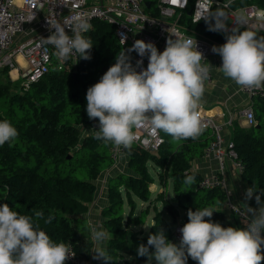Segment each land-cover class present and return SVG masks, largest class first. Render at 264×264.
Here are the masks:
<instances>
[{
	"label": "trees",
	"instance_id": "obj_1",
	"mask_svg": "<svg viewBox=\"0 0 264 264\" xmlns=\"http://www.w3.org/2000/svg\"><path fill=\"white\" fill-rule=\"evenodd\" d=\"M225 1H231V10L250 6L264 10V0H220L221 3ZM147 2L145 12L158 16L157 0H145ZM193 2L190 0L189 9ZM227 13L221 4L214 6L211 10L213 20L209 18L190 27L223 45L226 36L244 31L234 29L226 34L209 30L214 23L221 24ZM186 16L185 13L182 21L188 22ZM83 35L92 39L91 59L84 60L79 54L75 62L69 58L62 61L54 54L46 73L27 88L11 82L7 68L0 70V74L5 75L4 80L0 79V121H10L18 131L14 142L0 146V204H7L19 214L30 217L42 211L43 219L36 222L39 229L54 242L69 243L77 256L88 261L91 242L85 215L94 199L95 181L112 167V162L109 157L111 143L105 146L94 138L95 132L90 131L98 120H90L87 116L86 92L128 49L119 45L114 26L103 21H93L90 31ZM258 37H264V33ZM249 105L256 124L243 129L233 121L230 139L236 159L244 166L242 180L259 192L264 190V95L251 99ZM163 137L164 143L156 154L136 147L127 149L128 174H119L108 181L109 205L103 211V217L105 227L113 237L106 247L111 264H146V257L137 256V247L147 245L149 235L158 230L172 242V231L156 209L155 223L147 236L131 229L143 224L148 214L149 206L134 216L137 202L150 201L152 180L148 163L157 167L158 181L164 189L170 180L173 203L166 200L164 191L158 193L154 201L162 203L173 223L177 222L179 210L184 211V225L188 222L189 209L213 207V222L232 227L233 221L234 227L242 228L234 215L230 218L229 212L226 215L223 210L225 192L199 189L203 177L191 167L193 161L203 157L212 141L210 131L203 130L197 139L180 142L173 141L165 133ZM189 175L195 177L190 186L184 183ZM216 200L221 203L217 205ZM261 202L264 205V195ZM125 205L129 207L126 216ZM248 205L255 206V200ZM49 216L53 217L51 223H45ZM151 251L154 249L150 248ZM187 264L196 262L189 258Z\"/></svg>",
	"mask_w": 264,
	"mask_h": 264
},
{
	"label": "clouds",
	"instance_id": "obj_2",
	"mask_svg": "<svg viewBox=\"0 0 264 264\" xmlns=\"http://www.w3.org/2000/svg\"><path fill=\"white\" fill-rule=\"evenodd\" d=\"M210 6L211 0H202ZM76 24L69 36L65 27L53 26L55 31L43 39L57 50L62 61L74 52L82 59H91L92 39L82 33L91 25L72 17ZM211 31L223 32L221 24H213ZM135 51L139 57L148 58L147 68L138 72L130 62ZM213 53L222 59L220 70L238 86L248 89L264 88V37L253 31L234 32L226 36L221 46H213ZM203 54L197 50L192 36L177 34L166 41L159 52L151 43L136 40L128 52H122L115 63L102 75L99 82L87 89L86 113L90 120H98L96 139L105 146L109 143L129 149L136 140L134 129L147 125L154 133L163 132L173 141L197 139L204 128L201 121L204 80L210 68ZM143 61L138 60L140 67ZM18 137L17 129L8 120L0 121V146L11 144ZM194 176H186L184 183L192 185ZM264 190L246 189L247 201L255 200L256 208L247 205L250 220L246 227H222L213 222V207L187 212L188 222L180 229L178 244L169 242L162 230L150 234L147 245L137 247L138 257H146L149 264H187L189 258L196 264H262L264 262ZM219 205L221 202L216 200ZM42 211L33 217L21 215L7 204H0V264H65L75 256L69 243L54 242L39 229L37 221L43 219ZM205 218H208L205 220ZM49 216L45 223H51ZM113 238L104 230L92 228V239L97 244L93 259L111 264L107 250L100 245ZM150 248L154 251L150 252Z\"/></svg>",
	"mask_w": 264,
	"mask_h": 264
},
{
	"label": "built area",
	"instance_id": "obj_3",
	"mask_svg": "<svg viewBox=\"0 0 264 264\" xmlns=\"http://www.w3.org/2000/svg\"><path fill=\"white\" fill-rule=\"evenodd\" d=\"M189 2L190 0H157L158 16H151L145 12V0H0V70L7 68L8 74L14 71L17 75L15 79L24 88L37 82L46 73L54 54L61 60L55 47L43 39L55 31L53 26L56 24L64 26L69 36L73 35L76 24L71 18L77 16L90 25L95 20L113 25L117 41L125 49H130L136 40H141L145 43H153L158 51L162 52L169 38H174L177 34L192 36L197 42V50L203 54L205 61L201 63L207 64L213 59L220 67L222 59L218 54L213 53L212 48L221 44L190 27L207 21L214 6L221 4L227 10L226 17L232 20L231 29L244 31L250 29L264 33V10L256 6L231 10V1L221 3L220 0H211V5L206 7L202 0H194L193 6L189 9ZM240 12L244 13L246 18L240 17ZM185 13L189 23L182 21ZM78 55L79 53L74 52L68 58L75 62ZM19 59L23 61V65ZM138 60L143 61L140 67L136 66ZM130 62L139 72L141 68H147L148 58L139 57L133 51ZM212 81L213 73L210 69L204 80V87L210 85ZM238 89L250 99L264 95V88L248 89L238 86ZM236 116L248 127L256 124L250 105L240 109ZM201 121L204 130H209L213 137L204 150L203 157L214 160L218 170L217 173L204 177L198 188L224 191L225 161L230 160L240 175L244 170L242 163L236 159L233 142L231 139L225 141L222 135L224 129H228L231 133L233 120L230 118L223 124H218L201 113ZM98 129L99 122H95L90 131L95 132ZM134 132L136 140L131 147L139 148L141 151L156 154L164 143L163 132L154 133L147 125L135 128ZM109 157L113 167L123 158H128L127 149L110 144ZM226 209L231 216L234 215L241 222L242 227L247 226L250 217L246 208L228 203ZM183 223L174 226L172 231L174 243L180 241V229ZM65 263L89 264V261L82 260L75 254Z\"/></svg>",
	"mask_w": 264,
	"mask_h": 264
},
{
	"label": "crops",
	"instance_id": "obj_4",
	"mask_svg": "<svg viewBox=\"0 0 264 264\" xmlns=\"http://www.w3.org/2000/svg\"><path fill=\"white\" fill-rule=\"evenodd\" d=\"M229 30L230 31L234 30V29H231V25L229 26ZM230 31L228 32L223 31V33L227 34ZM256 34L258 37L261 33L257 32ZM126 52H128V50ZM128 54L130 55V59H131L133 51ZM208 63L210 64V66H212L210 69L212 70V73H213V81L210 85H207L204 87L205 91H204V95L201 101L202 106H203L201 113L204 116H208L212 118L218 124H223L224 122H226L228 119L231 118L238 127L245 129L247 124L242 119L238 118L236 116V113L240 109L248 107L251 102V99L239 91L238 86L234 83L233 80L224 76V74L220 70V66L217 63H215L213 59H210ZM21 64L23 65V61ZM11 73H10V76L12 77L13 80H15V77H17L16 73L14 72V77L11 75ZM247 128L249 127H246V129ZM229 134H231L230 131H228V129H224V132L222 133V135L225 141H228L230 139ZM124 161L126 162V164H122V163L115 164L113 167L103 172L104 175L103 174L100 175L101 177L103 175V177L102 178L100 177L99 181H96V183L94 184L96 187L94 199L92 203L90 204L87 214L85 215V219H86V222L90 230V242H91L90 257L88 260L89 264H101L100 260L93 259L94 252L97 249V244L92 239V228L96 227L98 230H104L107 233H109V231L105 227L104 217H103V211L109 205L108 195H107L108 181L114 176H117L119 174H125L124 172L128 170L127 167H128L129 160L128 158H124ZM191 167H192L193 172H196L203 178L209 177L212 174L217 173V170H218V165L214 160L210 158H204V157L193 161ZM110 173H112V175H110ZM223 177L225 181L224 192L226 194V204L229 203V204L237 205V206L244 207L247 209L248 202H250L251 200L247 201L246 198L244 197V194H245L246 189L249 187L242 180L241 175L234 169L232 162L230 160L225 161ZM153 190L149 188L150 194L153 192ZM160 192H162V188ZM164 192H165L166 200H170L169 199L170 197L166 196L167 195L166 190H164ZM156 195L153 199L150 196L149 202H137L138 206L136 204L134 216H137L141 210L146 209L148 206H149V210H148L147 216L144 219L143 224L132 226L131 229L134 232H142L143 236H147L149 229L155 223L153 220L154 215H155L154 209H156V212L160 213V216L164 222H165L166 216H170L166 211L162 210V207L160 208L159 204H157L154 201L156 198ZM226 204L224 205L223 210L226 213V215H229L227 213ZM249 206L253 208L257 207L256 205L255 206L249 205ZM128 211H129V208H128ZM128 211H126V207H125L124 209L125 216L127 215ZM178 214H179L178 218L180 217L184 218L183 217L184 211L179 210ZM229 217L231 218L232 216L229 215ZM231 224H232V227H234L233 221H231ZM108 241L109 239L104 241L103 244L100 245V247H103L106 249Z\"/></svg>",
	"mask_w": 264,
	"mask_h": 264
},
{
	"label": "rangeland",
	"instance_id": "obj_5",
	"mask_svg": "<svg viewBox=\"0 0 264 264\" xmlns=\"http://www.w3.org/2000/svg\"><path fill=\"white\" fill-rule=\"evenodd\" d=\"M89 3H90V1H89ZM239 16L242 17V18H246V15H245L244 13H242V12L239 13ZM231 23H232V20H231L230 18H228V17H226V18L223 20V22L221 23V25H223V27H224V31H227V32L230 31V30H229V26L231 25ZM245 30L252 31V30H250V29H245ZM253 32L257 33V31H253ZM19 61H20V60H19ZM20 62H21V61H20ZM21 63H22V62H21ZM11 75L14 77V72H12ZM8 78L10 79L11 82H16L17 85H19L20 82H18V80H16V79L13 80L12 77L10 76V74H8ZM8 78H6V79H8ZM0 79H1V80H4V79H5V75H1V74H0ZM246 127H248V126H246ZM246 127H245V128H246ZM119 163L126 164V162L124 161V158L122 159V161L120 160V161L117 162L116 164H119ZM152 164H153V163H148V164H147L148 169H149V176H150V178H151V180H152V183H151V187H150V189H151V190L154 189L153 192L151 193V197H152V199L155 197V195H156L158 192L161 191V188H162V192H163L164 190H166V192H167V195H166V196L170 197V198H169V199H170V202L173 203V194H172V189H171L170 182H169L170 180H167V183H169V184L166 186V189H164V186H163L162 184L159 185V183H158L159 181H158V177H157L158 169H157V167H154ZM127 168H128V167H127ZM127 171H128V170H127ZM127 171H125L124 173H125V174H128ZM103 175H104V174H103ZM103 175H102V177H103ZM110 175H112V173H110ZM100 177H101V176H99L98 179H97L96 181H99ZM102 177H101V178H102ZM96 181H95V183H96ZM161 185H162V186H161ZM121 191H122V190H121ZM122 194H123V191H122ZM156 203L160 205V208L162 207V210L166 211V210L163 208L162 203H161L160 201H157ZM137 206H138V203H137ZM125 207H126V211H128V208H129V207H128L127 205H125V206H124V209H125ZM166 212H167V211H166ZM183 217H184V215H183ZM177 220H178L177 223L180 224V225L184 222V219L181 218V217L178 218ZM165 222H166V224L168 225V227L170 228L171 231H173L174 226L177 224L176 222H175V223L172 222L170 216H166ZM107 230H108V229H107ZM108 231H109V230H108ZM175 244H178V243H175ZM126 258H127V257H126ZM153 262L156 263V261H155L154 259L151 261V263H153ZM146 264H149L148 260H147Z\"/></svg>",
	"mask_w": 264,
	"mask_h": 264
},
{
	"label": "water",
	"instance_id": "obj_6",
	"mask_svg": "<svg viewBox=\"0 0 264 264\" xmlns=\"http://www.w3.org/2000/svg\"><path fill=\"white\" fill-rule=\"evenodd\" d=\"M145 5L148 7L149 3L147 2ZM210 20H213V16L210 17Z\"/></svg>",
	"mask_w": 264,
	"mask_h": 264
},
{
	"label": "bare ground",
	"instance_id": "obj_7",
	"mask_svg": "<svg viewBox=\"0 0 264 264\" xmlns=\"http://www.w3.org/2000/svg\"><path fill=\"white\" fill-rule=\"evenodd\" d=\"M21 62H22V60L21 59H19Z\"/></svg>",
	"mask_w": 264,
	"mask_h": 264
}]
</instances>
